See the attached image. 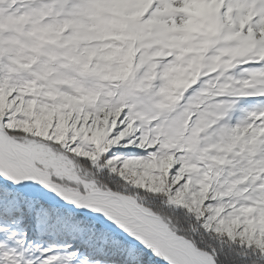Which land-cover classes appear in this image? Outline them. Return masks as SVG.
Returning <instances> with one entry per match:
<instances>
[{"label":"snow or ice","instance_id":"1","mask_svg":"<svg viewBox=\"0 0 264 264\" xmlns=\"http://www.w3.org/2000/svg\"><path fill=\"white\" fill-rule=\"evenodd\" d=\"M0 264H264V0H0Z\"/></svg>","mask_w":264,"mask_h":264}]
</instances>
